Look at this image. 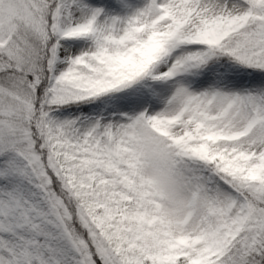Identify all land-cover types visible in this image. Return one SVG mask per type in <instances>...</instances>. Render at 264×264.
Segmentation results:
<instances>
[{"label":"snow or ice","instance_id":"6c2138e0","mask_svg":"<svg viewBox=\"0 0 264 264\" xmlns=\"http://www.w3.org/2000/svg\"><path fill=\"white\" fill-rule=\"evenodd\" d=\"M0 264H264V0H0Z\"/></svg>","mask_w":264,"mask_h":264}]
</instances>
